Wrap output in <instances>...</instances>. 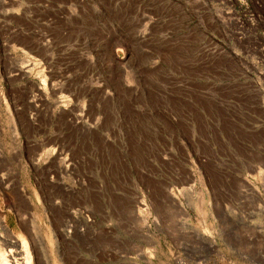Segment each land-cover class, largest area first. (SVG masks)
<instances>
[{
  "label": "rangeland",
  "instance_id": "rangeland-1",
  "mask_svg": "<svg viewBox=\"0 0 264 264\" xmlns=\"http://www.w3.org/2000/svg\"><path fill=\"white\" fill-rule=\"evenodd\" d=\"M0 211L41 264H264V0H0Z\"/></svg>",
  "mask_w": 264,
  "mask_h": 264
},
{
  "label": "bare ground",
  "instance_id": "bare-ground-1",
  "mask_svg": "<svg viewBox=\"0 0 264 264\" xmlns=\"http://www.w3.org/2000/svg\"><path fill=\"white\" fill-rule=\"evenodd\" d=\"M2 7L3 6H1V8ZM37 46H38V49L43 51V52H46L48 49V45L44 44L43 42L38 43ZM36 69H37V63L30 61V62H28V64L24 65L23 67L18 66L15 76L27 77V76L35 73ZM38 73L39 72L37 71V74ZM44 81L45 82H44L43 87H37L36 91L39 93V95H34V96H31L30 99H27V101L31 104V106L37 111L39 109L38 102H40V96H42L43 93H45L47 91L58 92V86L52 78H46V80H44ZM62 110L64 111L63 113H64L65 117L67 118L66 125L69 128H71L72 124H71V121L68 119L70 117L69 109L63 108ZM55 150H57V149H55ZM60 156H63L61 150L57 151L56 159H58ZM37 158H39V157H37ZM56 159H54V160L56 161ZM33 162H35V163H33ZM33 162L32 163L35 164V166L39 167V165H40L39 160L33 161ZM50 162H52V161H50ZM64 164L65 165L60 166L61 168H59L58 171H52L50 169V167H49V169H46L48 176L51 175L50 178H47L48 176L45 177L47 180L48 187H49V195L50 196L47 195L46 199L48 200L47 202L49 203L50 209H51V207L54 209L57 208V206L55 204V199H54L55 197L54 196L51 197V195H53V193H55L56 191H58L61 188L60 189V190H62L61 193H65L67 195H70V192L72 190L69 186H67L65 183H63L62 179L59 177L60 170H62V172L63 171L67 172V170L70 167V164L68 162H66ZM57 167H58V165L55 167V170ZM40 169L41 168H39V170ZM42 183L44 184V182H42ZM43 186H42V188H44ZM15 191H16V193L14 194V200L12 199L15 202H14V207H13V205H12V207L14 208V210L17 214L19 224L21 225L20 228L21 229L23 228V230H25V232L29 236V238H31L30 231L28 229V222H27L26 218L24 217L25 213H26L25 210H28L30 208V206L32 205L30 197H28V193L24 190L18 189ZM40 194H41V192H40ZM58 211H60V210H58ZM53 213H55V211ZM65 214H66L65 219L63 220V222L61 221L62 222L61 225H62V228L65 229V231L69 230L68 233L70 235V233H71L70 229H72V227L70 226V223H71L70 220H72V218L74 219L76 217L69 210H67V212H65ZM56 231L59 234H62L61 229H59V230L57 229ZM79 232L82 234L81 230ZM0 264H41L40 256H39L36 248L34 247L33 243L30 244L28 242V240L26 239V237L23 234H20L19 232L17 233V235H15L8 228L7 223H6V219L2 215L1 211H0Z\"/></svg>",
  "mask_w": 264,
  "mask_h": 264
}]
</instances>
